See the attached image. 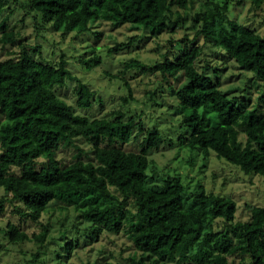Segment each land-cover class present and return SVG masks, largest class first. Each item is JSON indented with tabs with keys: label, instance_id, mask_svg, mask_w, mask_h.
<instances>
[{
	"label": "trees",
	"instance_id": "16d2710c",
	"mask_svg": "<svg viewBox=\"0 0 264 264\" xmlns=\"http://www.w3.org/2000/svg\"><path fill=\"white\" fill-rule=\"evenodd\" d=\"M250 1L255 9L264 3ZM7 2L0 0V14ZM188 3L30 0L29 8L39 22L47 20L56 29L69 32L86 34L92 32L91 23L107 21L146 26L160 33L178 25ZM227 10L228 2L223 9L217 5L199 13L196 21L202 22V28L196 37L182 39L181 50L173 58L155 63L152 70L168 82L170 77L177 80L169 84L168 92L177 100L175 114L183 128L178 147L201 152L205 159L215 155L247 175L264 177V94L259 102L245 94L232 96L236 90L224 91L214 77H220L221 68L212 73L208 66H200L204 47L198 37L203 35L226 63L234 62L252 72L264 86V35L230 19ZM8 19L0 18V187L5 192L0 214L10 202L13 214L39 222L54 205L62 204L78 212L85 224L83 236L90 241L103 233L118 234L127 225L133 245L128 264H236L231 260L235 256H243L248 264H264V206L250 205L249 219L241 221L236 218L234 198L209 192L203 185L192 190L180 176L163 185L151 184L149 151L162 144L161 130L155 126L144 132L143 121L137 122L135 117L125 120L122 113L115 119L77 114L57 94L56 86L77 81L80 107H90L95 92L72 72L64 55L58 63L36 59L32 47L9 30ZM15 46L20 47L18 52L12 50ZM3 52L8 54L6 59ZM81 61L91 70L103 59L93 52ZM135 66L143 63L131 60L126 69ZM179 73L187 83L177 88ZM142 134V149L127 150L131 140ZM81 139L90 143L93 160L82 158ZM63 146L75 149L76 159L62 163L58 152ZM116 190L133 202L135 211L123 209ZM220 220L226 226L217 229ZM39 223L41 230L32 236L12 222L5 234L14 244L37 243L43 251L36 257L44 254L49 259L47 247L55 237L49 225ZM73 245L71 238L62 248L71 252ZM62 248L54 251L52 259L56 256L61 259L58 264H67Z\"/></svg>",
	"mask_w": 264,
	"mask_h": 264
},
{
	"label": "rangeland",
	"instance_id": "374dc122",
	"mask_svg": "<svg viewBox=\"0 0 264 264\" xmlns=\"http://www.w3.org/2000/svg\"><path fill=\"white\" fill-rule=\"evenodd\" d=\"M188 1V9L181 10L183 17L179 18L178 25H170L160 33L146 26L107 21L91 23L92 32L86 34L56 29L51 22H39L35 18L29 8L30 0H8L0 18L8 16L9 30L17 35L18 41L32 47L31 54L36 59L58 63L64 55L72 72L95 92L92 105L80 107L77 103V81L69 80L63 86H56L57 94L72 105L77 114L91 119H115L122 113L125 120L135 117L137 122L143 121L144 132L155 126L161 130L164 135L162 144L149 151V158L153 162L148 171L151 184L163 185L169 178L180 176L192 190L203 185L209 192L234 198L238 203L237 220L246 221L250 217V205L264 206V177L247 175L238 166L215 155L205 159L201 152H190L184 146L178 147V138L183 128L180 126V116L175 114L177 100L168 92L169 84L177 83V80L170 77V82L166 81L152 67L168 57L173 58L181 50L182 39L196 37L202 28V22L196 21L199 13L216 9L217 5L223 9L226 2V13L230 19L264 35V3L261 8L255 9L250 0ZM198 42L204 47L200 63L202 69L208 66L212 73L214 68L223 70L220 77L214 75L220 80L221 89L228 92L235 89L232 96L245 94L252 98V102H259V97L264 94V86L252 72L241 69L234 62L226 63L225 58L211 47L203 35L198 37ZM12 50L18 52L20 47L15 46ZM93 52L99 53L103 62L88 70L81 60L90 57ZM2 57L6 59L8 54L3 52ZM131 60L140 61L143 66L126 69L127 62ZM178 78L180 82L177 88L187 83L183 73H179ZM215 122V118H212L211 123ZM144 136L142 134L133 138L126 149L140 151ZM78 144L84 150L82 158L93 160L90 143L81 139ZM76 157L77 151L68 146L61 147L58 152L62 163H69ZM116 192L123 209L135 211L133 202L125 199L119 191ZM4 195V189L0 187V199ZM61 206L54 205L50 213L40 219L49 225L54 235L51 236L55 237L51 241L52 245L47 247V259L44 254L36 257L43 250L33 241H20L16 244L9 241L5 234L9 222L18 225L30 236L39 232L41 226L40 221L22 220L13 214V205L7 202L4 212L0 214V264H58L61 259L56 256L52 259L54 251L61 249L63 243L71 238L74 239L72 251L62 248L67 264H128L126 258L133 252V245L127 236V225L118 234L103 233L90 241L83 236L85 224H81L83 220L78 217V212L72 207ZM216 225L217 229L226 226L221 220ZM231 260L236 264H248L243 256L231 257ZM196 263L192 261L188 264Z\"/></svg>",
	"mask_w": 264,
	"mask_h": 264
}]
</instances>
